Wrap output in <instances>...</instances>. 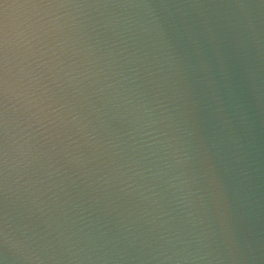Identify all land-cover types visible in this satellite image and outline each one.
<instances>
[{"label": "water", "instance_id": "obj_1", "mask_svg": "<svg viewBox=\"0 0 264 264\" xmlns=\"http://www.w3.org/2000/svg\"><path fill=\"white\" fill-rule=\"evenodd\" d=\"M0 264H264V0H0Z\"/></svg>", "mask_w": 264, "mask_h": 264}]
</instances>
